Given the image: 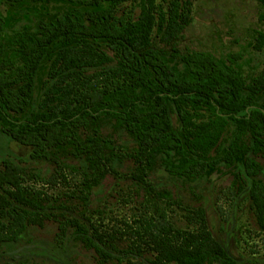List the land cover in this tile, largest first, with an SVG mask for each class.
<instances>
[{
    "label": "trees",
    "instance_id": "16d2710c",
    "mask_svg": "<svg viewBox=\"0 0 264 264\" xmlns=\"http://www.w3.org/2000/svg\"><path fill=\"white\" fill-rule=\"evenodd\" d=\"M80 2L84 10L15 32V58L1 40L0 6V132L26 147L32 161L53 168L44 175L10 159L0 164V251L29 227L52 221L59 247L75 240L95 252L98 264H238L214 237L206 209L184 205L150 176L164 166L170 175L195 182L220 164L238 165L232 195L248 183L250 209L264 230V182L258 180L264 65L248 80L233 60L223 63L203 50L182 52L193 0ZM253 47L264 50V30ZM45 60L50 65L36 107ZM108 120L131 138V146L103 132ZM126 163L125 177L138 186L130 199L141 200L110 225L100 217L104 211L92 207L94 190L108 175H123Z\"/></svg>",
    "mask_w": 264,
    "mask_h": 264
},
{
    "label": "rangeland",
    "instance_id": "374dc122",
    "mask_svg": "<svg viewBox=\"0 0 264 264\" xmlns=\"http://www.w3.org/2000/svg\"><path fill=\"white\" fill-rule=\"evenodd\" d=\"M81 0H24L14 5L0 0L5 18V30L1 35L6 45L7 56L15 58L18 53L10 42L15 32L37 29V21H52L58 15L74 8L85 9ZM264 5L259 0H193V21L184 30L180 43L181 51L203 50L223 63L235 61L240 73L251 80L264 65V50L257 51L253 45L259 30H264L260 15ZM238 57V59H237ZM172 62L180 66L179 59ZM50 61L45 60L38 72L36 81V107L43 93V82L47 77ZM175 123L178 124L177 119ZM103 132L112 134L121 143L131 146V138L122 130H114L111 121H105ZM217 157V155H213ZM5 159L20 163L36 172L48 175L52 166L32 161L29 150L0 132V164ZM263 169L258 180L264 182V158H259ZM240 160V162H242ZM131 164L121 165L123 175H108L96 187L92 207L104 211V222L117 224L133 210L140 197L129 196L138 186L135 181L125 177ZM239 166L226 168L220 164L208 170L195 182H184L170 175L164 166H159L150 176L158 189L171 191L184 205L203 206L214 237L238 260V264H264V230L260 229L256 217L250 209L247 186L245 192L232 195V183ZM143 193V191H140ZM137 194V193H136ZM233 197V198H232ZM181 212L174 215L181 224ZM95 217L100 220L99 215ZM227 217V219H225ZM57 225L47 221L44 226H31L21 236L20 241L6 244L0 252V264H98L93 250L85 249L75 240H68L59 247L55 240ZM108 264H118L112 261Z\"/></svg>",
    "mask_w": 264,
    "mask_h": 264
},
{
    "label": "flooded vegetation",
    "instance_id": "af4514ba",
    "mask_svg": "<svg viewBox=\"0 0 264 264\" xmlns=\"http://www.w3.org/2000/svg\"><path fill=\"white\" fill-rule=\"evenodd\" d=\"M247 189V188H246ZM246 189H244L243 190V192H245L246 191ZM249 192V191H248ZM19 241H20V239H19ZM19 241H17V242H14V243H18ZM14 243H11V244H14ZM4 245H6V244H4ZM226 250H227V248L226 247H224ZM1 252V251H0ZM227 252L230 254V252L227 250ZM231 255V254H230ZM232 256V255H231ZM232 257H234V256H232ZM235 258V257H234ZM236 259V258H235ZM237 260V259H236ZM237 262H238V260H237ZM21 263H24V262H21Z\"/></svg>",
    "mask_w": 264,
    "mask_h": 264
}]
</instances>
